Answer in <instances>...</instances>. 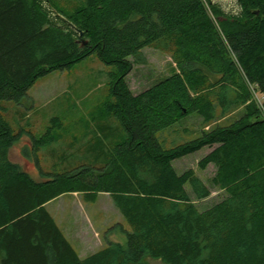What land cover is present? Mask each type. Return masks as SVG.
Segmentation results:
<instances>
[{"label":"trees","instance_id":"16d2710c","mask_svg":"<svg viewBox=\"0 0 264 264\" xmlns=\"http://www.w3.org/2000/svg\"><path fill=\"white\" fill-rule=\"evenodd\" d=\"M47 1L59 22L45 1L0 0V104H20L37 80L95 54L115 68L99 114L112 125L98 123L94 161L45 173L39 152L63 127L53 119L33 142L37 181L11 161L21 135L0 114L1 264H264V0H238L234 16L216 9L220 31L202 0H86L73 15ZM160 44L177 70L134 95L130 59L142 64L143 51ZM248 85L256 102L239 121L175 149L159 141L186 117L246 106ZM206 147L213 151L199 167L216 166L212 184L227 196L200 211L193 198L208 199L211 189L173 163ZM67 193L90 202L109 194L130 228L119 225L126 242L109 236L113 228L104 249L81 259L45 208Z\"/></svg>","mask_w":264,"mask_h":264},{"label":"rangeland","instance_id":"374dc122","mask_svg":"<svg viewBox=\"0 0 264 264\" xmlns=\"http://www.w3.org/2000/svg\"><path fill=\"white\" fill-rule=\"evenodd\" d=\"M42 1H45L50 18L59 22V14L54 7L47 0ZM51 1L58 10L64 12V15H73L78 7L86 3V0ZM202 1L218 31H220V25L215 17L216 9L233 16L241 11L238 0ZM143 57L145 62L142 64L130 59L132 70L126 77V81L134 95H139L165 81L177 70L171 53L164 50L161 44L146 48L143 51ZM114 72L113 66L106 65L94 54L69 71H57L37 80L29 90L27 98L20 104L1 103V116L11 125L15 134L21 135L10 150L11 161L33 179L42 181L43 178L35 162L37 155L33 150V142L45 135L52 124L51 121L55 118L61 121L63 127L54 129L56 131L54 140L39 152L41 170L45 173L53 171L54 168L64 171L68 164H71L70 167H76L94 161L88 149L97 145L101 126L98 123L111 124L102 119L99 114L103 104L109 98L111 76ZM248 87L251 99L246 106L233 109L225 115L218 110L211 119L196 114L186 117L174 127L158 134L159 141L165 148L175 149L201 138L216 127L228 126L239 121L244 116L245 108L256 100V92H252L251 85ZM212 151L213 149L206 147L198 153L173 163L179 175L193 170L211 189L212 194L208 199L199 201L193 198L194 204L200 211L212 208L227 196L225 191L212 184L217 174L216 166L210 165L205 170L199 167V163ZM64 156L68 159L62 160ZM187 191L192 194L189 187ZM49 203H47L48 209L51 213L53 212L52 214L59 222V224L56 222L57 225L64 231L63 234L70 238L82 256L104 249L109 236L119 242H126V236L119 225L127 231H130V228L109 194L100 193L94 201L90 202L81 193H67ZM113 228H116L114 234H109ZM147 262L164 264L160 260L152 259H148Z\"/></svg>","mask_w":264,"mask_h":264},{"label":"crops","instance_id":"0c3cea01","mask_svg":"<svg viewBox=\"0 0 264 264\" xmlns=\"http://www.w3.org/2000/svg\"><path fill=\"white\" fill-rule=\"evenodd\" d=\"M49 204H50V203H49ZM49 204L46 205V209H47L48 211H50V210L48 209ZM52 213H53V212H52ZM52 213H51V211H50V214L54 217V214H52ZM54 219H55L56 222L59 224V222L57 221V219H56L55 217H54ZM61 230H62V229H61ZM62 232H64V231L62 230ZM64 234H65V233H64ZM65 235H66V234H65ZM66 238H67V240L69 241V243L72 245V247L77 251V253L79 254V257H80L81 259H85V258H87L88 256L97 253V251H95V252H93V253H91V254H89V255L82 256V254L79 253V251H78L77 248L74 246V244L70 241V238H68L67 235H66ZM113 239H114V238H113ZM110 240H112V239H110ZM114 241H115V239H114ZM78 248H79V245H78ZM0 264H1V260H0Z\"/></svg>","mask_w":264,"mask_h":264},{"label":"water","instance_id":"95a60500","mask_svg":"<svg viewBox=\"0 0 264 264\" xmlns=\"http://www.w3.org/2000/svg\"><path fill=\"white\" fill-rule=\"evenodd\" d=\"M80 35H82V32H80ZM87 43L86 42H84V45H86Z\"/></svg>","mask_w":264,"mask_h":264},{"label":"built area","instance_id":"2783aa9c","mask_svg":"<svg viewBox=\"0 0 264 264\" xmlns=\"http://www.w3.org/2000/svg\"><path fill=\"white\" fill-rule=\"evenodd\" d=\"M258 98V97H257Z\"/></svg>","mask_w":264,"mask_h":264}]
</instances>
